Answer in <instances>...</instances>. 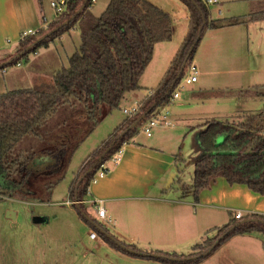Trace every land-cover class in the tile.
I'll use <instances>...</instances> for the list:
<instances>
[{
	"label": "trees",
	"instance_id": "obj_1",
	"mask_svg": "<svg viewBox=\"0 0 264 264\" xmlns=\"http://www.w3.org/2000/svg\"><path fill=\"white\" fill-rule=\"evenodd\" d=\"M179 1L190 11V32L165 77L156 90H151L152 93L139 103L138 112L128 116L109 139L84 162L69 188V193L72 202H79L78 205H73L79 218L89 224L106 244L117 251L166 264H199L235 236L254 233L264 235V216L249 214L241 220L230 217L227 225L215 229L217 234L214 237L208 236L203 243L195 245L188 256L156 251L154 253L159 257H142L129 251L142 253L136 246L124 245L126 249L122 248L109 237L101 225L97 226L95 220L86 217L84 203L100 167L138 134V127L144 120L133 129L130 127L156 104L159 108L169 103L174 91L173 86H177L183 77L182 75L177 80L181 68L185 62L187 65L193 63L201 42L192 52L191 49L204 22L206 24L202 37L207 28L216 30L264 20V5L245 17L209 21V9L202 0H194L196 4L192 0ZM83 4L84 0H70L67 11L49 26L47 32L39 29L35 35L22 40L23 50L20 51L22 54L12 59L8 65L27 63L30 55L39 49L48 48L51 42L65 33L74 28L80 31L79 49L70 57L69 67L59 70L52 83L0 93V194L10 198L20 196L43 203L38 195L37 184L56 177L58 179L55 184L60 183L64 179L73 148L67 146L63 150H58V147L51 148L44 142L43 147L48 149L42 152L40 148V151L38 149L27 151L21 147L23 140L28 137H39L49 121L64 107L74 106L73 102L79 101L84 104L92 115L105 107L106 115L95 119L96 124H99L107 115L119 109L127 93L141 88L140 80L153 60L155 46L170 42L173 38L170 14L148 0H110L99 17H94L89 12L93 3L92 0H88L84 11L77 18L23 53L46 33L73 17ZM3 69L5 68H0ZM261 89L263 92H257V96L264 98V86L258 88ZM212 95L214 93L208 92L206 97ZM199 145L201 154L196 160L193 184L190 187L195 202L199 201L201 192L209 189L212 182L219 178L225 179L231 186L243 185L252 192L264 196V110L247 115L241 122L219 120L208 122L199 132ZM111 147L103 161L86 175L101 155ZM53 187L52 185L48 188L49 192H52ZM187 190L185 187L184 191ZM239 222L244 223L229 232V229ZM225 234L221 244L209 256L191 259L208 251Z\"/></svg>",
	"mask_w": 264,
	"mask_h": 264
},
{
	"label": "rangeland",
	"instance_id": "obj_2",
	"mask_svg": "<svg viewBox=\"0 0 264 264\" xmlns=\"http://www.w3.org/2000/svg\"><path fill=\"white\" fill-rule=\"evenodd\" d=\"M51 1L58 0H44V8L49 19L56 16L54 9L50 6ZM107 1L109 0H95L92 12L96 17L105 11ZM150 2L170 14L173 19L175 42H177L179 28L181 26L184 28L187 25L184 11L188 12V8L184 9V5L179 0H150ZM206 6L208 8L209 5ZM254 6L255 4L250 2L237 3L230 12L225 11L224 17L228 19L244 17L253 12ZM212 9L217 11L219 7H212ZM222 11L224 12V9ZM59 17L61 18V16ZM59 17L56 16L54 21L59 20ZM50 25L44 27L43 31L47 32ZM250 26L252 29L249 33L250 39H248V29H242L244 31L240 36V39L243 40L241 46L230 45L227 43L230 39L229 35L224 36L217 52L214 49L219 40L218 35L227 33L211 31L208 28L204 31V37H202L193 59V63L199 69V82L192 86L178 88L181 97L177 103L180 101L186 103L188 117L196 116L199 113L208 115L206 117H212L215 110L230 112L234 105L235 108L240 105L251 112L264 110V98L250 96V91H253V95H255V89L264 86V71L247 70L244 73L235 71L247 64L251 68L264 67V20ZM80 44V31L78 28H74L70 35L66 34L61 42L57 41L55 44L60 52L59 57L58 53L54 51V57L56 60L57 57L59 59L56 61V65H42L41 61H37L32 65L29 73L27 72L28 67L25 66L22 69L14 67L15 65L8 66V73L0 70V93L52 83L53 77L59 70L69 67V59L79 49ZM257 46L262 47L261 55L257 52ZM20 48V51L23 50V44ZM240 49L245 50L246 53L243 51L244 56L240 52L236 53ZM12 52L15 53V50ZM256 62L258 63L257 67ZM161 63L162 59L157 54L144 76L148 85H153L154 70ZM191 64L187 65L183 73V80L188 76L187 68ZM193 90L198 92L202 90V98L207 102L197 101L199 98L194 100L193 98L197 97L193 96ZM207 92L214 93V95L206 97ZM258 92H263V90H258ZM220 93L224 94L218 95ZM73 103L74 106H66L61 109L59 114L42 129L39 137H28L21 143L22 149L27 151L42 149L40 151L42 152L44 149H48L43 147L44 142L48 143L51 148L58 147V150H63L67 146L73 149L64 179L60 183L55 184L58 179L56 177L37 184L38 195L44 201L43 203L20 196L10 198L0 194V264H166L157 260H146L124 254L106 244L101 237L91 240L90 234L93 232V228L81 220L74 206L70 205L72 199L69 188L84 162L91 156L93 143L97 139H107L126 119V114L122 112L123 107L128 106L131 109L135 106L126 103L121 107V102L119 109L114 110L99 124H96V118L99 119L101 115H106L105 107L99 113L92 115V112L84 104L79 101ZM172 103L175 102L172 101ZM173 106H167V108L172 111ZM214 106L216 107L214 108ZM94 116L95 118H93ZM187 123L189 122H186L185 125ZM138 133L135 137L141 143L151 142V139H148L140 131V127H138ZM198 149L200 150L199 134L196 137L194 133L187 132L182 137L180 151L186 162L179 174V178L185 183L192 184ZM37 161L40 162L41 159H37ZM178 184L177 179L174 186L167 190V195L171 198L178 194ZM52 185L54 186L52 192H49L48 188ZM182 195L181 191L180 199ZM85 210L87 216L101 225L113 238L126 245L136 246L144 255H152L159 250L169 254L188 256L192 253V248L195 245L203 243L208 236L214 237L217 234V230H214L210 235L207 234V237L205 236L206 232L197 234L196 231L194 234L185 232L183 235H178L160 232V234L153 235L144 229V225L137 226L128 223L126 228L131 232L128 231L126 236H120L115 232L113 225L106 224L96 218V213L90 205L85 204ZM188 210L190 211V209ZM142 213L145 216V213ZM235 214V212L217 209L213 227L222 228L227 225L230 217L235 218ZM36 217L48 218L50 222L36 224L34 223ZM131 238L135 239V242H131ZM140 239H142L141 242ZM199 264H264V235L256 233L252 236H235Z\"/></svg>",
	"mask_w": 264,
	"mask_h": 264
},
{
	"label": "crops",
	"instance_id": "obj_3",
	"mask_svg": "<svg viewBox=\"0 0 264 264\" xmlns=\"http://www.w3.org/2000/svg\"><path fill=\"white\" fill-rule=\"evenodd\" d=\"M109 1H107L108 3L106 8ZM148 1L150 2V0ZM218 2V4L208 6L210 20L228 19L224 17L225 11L230 12L232 7L237 3L250 2L255 4L252 9L253 12L261 9L264 5V0H218ZM181 4L184 5L183 3ZM93 5L89 9V12L96 17L92 12L94 9ZM183 7L186 9L185 5ZM212 7H219V9L215 11ZM222 9H224V12ZM184 12L186 13L187 25H185L184 28L183 26L179 28L177 42H175L176 36L173 26L172 40L170 42L159 43L155 46L153 60L140 80L141 88L137 91L127 93L122 101L121 107L126 103L137 105L144 101L148 96V92L156 90L165 77L181 45L190 32L191 14L189 9L188 12H186V10ZM249 14H251V12L245 16H248ZM49 18L47 17V13L44 8V0H0V64H4L20 55L19 51L22 44L21 34L23 32L29 30L38 31L39 29H43L54 22L56 16L52 19ZM255 23L258 22L248 23L246 25L242 24L230 26L216 30L209 29L211 31L227 33L218 35L219 40L216 43L214 49L215 52L219 49L222 37L227 35H229L230 38L227 43L232 46H241L243 44V40L240 39V36L243 34L242 31H244L242 29H248V39H250V25ZM245 26L247 28H243ZM66 34L70 35L71 31L51 42L48 48H42L35 54L30 55L27 63L20 62V66L15 65L14 67L21 69L24 66L28 67V72L32 65H34L37 61H41L40 63H42V65H56V61L59 59L57 57L56 60V57H54V51L58 53L59 57L60 52L57 50L55 44L57 41L61 42ZM14 50L15 53L12 52ZM240 50H237L236 53L240 52L241 55L244 56L243 51L245 52V50ZM261 50L262 47L257 46V52L259 55L262 54ZM157 54L161 57L162 63L154 70L153 85H148L146 80H144V76L154 62V59L157 57ZM240 62H243V60H240ZM257 65L258 63L256 62V67ZM7 68L8 67H5L2 72L8 73ZM247 70L262 72L264 71V67L251 68L247 64L235 71L237 73H244ZM144 89H147V91H144ZM255 90V95H253V91L249 90L251 92L250 96L260 98L257 96L258 89ZM192 94L197 97L193 98L194 100L199 98L197 101L202 103L207 102L202 98V90H200V92L193 90ZM179 100L180 98L170 100L166 105H174L172 111H170L172 112L171 120L173 123L171 127L155 129L152 137L146 136L148 139H151V142L146 144L141 143L136 137H133L131 139V144L126 147L122 161L116 166H110V172L105 177L94 181L89 188L85 204L92 207L94 202L103 201L104 208L112 216L113 220L115 218V224L113 226L115 228V232L120 236H124L129 233L128 231L130 230L126 227L128 226V223H130L137 226L144 225V229L153 235L160 234V232H163L164 234L173 233L178 235H183L185 232L187 234H194L196 231L197 234L206 232L205 236L207 237V234L210 231L219 228L216 226L213 227V220L216 217L215 211H217V209L225 212H241L243 214V218L249 214H259L264 216V196H260L252 192L246 186H231L225 179L219 178L212 182L209 189L201 192L199 201L195 202L193 193L190 190V187L193 184V178L192 184L185 183L179 178L180 169H182V166L186 162L180 152L181 140L187 132H191L192 134L194 133L197 137L203 126L210 121L219 120L241 122L247 115L255 114L260 111L251 112L247 111V109H244V107L240 105L235 108L234 105L233 109H230V112L215 110L216 113L214 112L212 117H206L208 115H203L202 113H199L196 116L192 115L191 117H188L189 115L186 113L187 111L185 108L186 103H182L181 101L177 103ZM172 101L175 103H172ZM192 103L195 104L194 101H192ZM215 107L216 106H214V108ZM126 108L130 109L128 106H125L123 107V110ZM127 117L128 116L126 115V119ZM186 122H189L190 124L187 123V125H185ZM122 123H120V125ZM111 135L112 134H110L107 139L95 140V143H93L94 147L90 154L96 151L105 141L109 139ZM196 152L197 156L201 154L199 149ZM180 160L183 161L180 162ZM177 179L179 182L178 194L171 198L167 195V190L174 186ZM185 187L188 189L186 192L184 191ZM181 191L183 192V195L180 199L179 193ZM188 209H190V211ZM142 212L145 213V216ZM97 226H99V224H97ZM108 235L113 238L111 234L108 233ZM252 235L253 234H247L244 236ZM116 241L122 245H126L119 240ZM130 241L135 242V239L131 238ZM141 241L142 239H140V242ZM152 243L154 244V242Z\"/></svg>",
	"mask_w": 264,
	"mask_h": 264
},
{
	"label": "built area",
	"instance_id": "obj_4",
	"mask_svg": "<svg viewBox=\"0 0 264 264\" xmlns=\"http://www.w3.org/2000/svg\"><path fill=\"white\" fill-rule=\"evenodd\" d=\"M70 0H58L51 2V7L54 9L56 16H62L68 8ZM206 5H213L218 4V0H202ZM95 0H92V3H94ZM37 31L29 30L26 32H23L21 34V40H23L27 36L35 35ZM20 66V63L18 64ZM188 76L185 79H181L180 83L175 87L171 99L170 100H176L181 97L180 91L178 90L179 87H186L188 85H192L198 82L199 77V70L195 64H191L187 68ZM183 80V81H182ZM152 92L149 91L148 94H151ZM139 110V104L135 105L131 109H124L123 112L127 116L134 115ZM173 125L171 120V112L167 108V106H163L162 108L159 107L154 110V112L149 115L148 118H146L143 122V124L140 126V131L147 137H152L153 132L157 128H168ZM131 144V140L126 142L121 148H119L110 158L107 160L98 170L94 177V181L105 177L110 172V166H116L118 165L123 158V155L125 153L126 147ZM85 203V202H84ZM103 201H96L92 205L94 208V211L96 213V218L102 220L104 223L109 225H114L115 222L112 218V216L108 213V211L103 206ZM79 204V202H70V205ZM235 218L237 220L243 219V214L241 212H236ZM98 235L96 232H91L90 239L91 240H97Z\"/></svg>",
	"mask_w": 264,
	"mask_h": 264
},
{
	"label": "water",
	"instance_id": "obj_5",
	"mask_svg": "<svg viewBox=\"0 0 264 264\" xmlns=\"http://www.w3.org/2000/svg\"><path fill=\"white\" fill-rule=\"evenodd\" d=\"M88 0H84V4L81 6V8L79 9V11L73 16L71 17L69 20H67L66 22H64L63 24H61L60 26H58L57 28L53 29L52 31L46 33L43 37H41L40 39H38L34 44H32L31 46H29L26 50H24L23 53H25L26 51L30 50L31 48H33L34 46H36L38 43H40L41 41L45 40L46 38H49L52 34L58 32L59 30H61L63 27H65L66 25H68L71 21H73L75 18L78 17V15H80L84 9H85V5L87 3ZM194 2V0H192ZM194 4H196L194 2ZM206 22H204L203 26L200 28L199 32H198V37H197V40H196V43L194 44V46L192 47L191 49V52L194 50V47L201 42L202 40V32H203V28L205 26ZM190 52V54H191ZM22 54V53H21ZM20 54V55H21ZM19 55V56H20ZM18 56V57H19ZM17 58V57H16ZM12 60L4 63V64H0V68H5V67H8L9 63L11 62ZM187 67V62L184 63L183 67L181 68V71L179 73V75L177 76V80L179 78H181V76L183 75L185 69ZM175 85L173 86L172 90L175 89ZM157 106L158 104H156L155 106H153L150 110H148L147 112L143 113L140 118L130 127V129H133L134 127H136L142 120H145L149 115H151L155 109H157ZM112 147L109 148L108 150H106L102 155L101 157L98 159V162L95 164V166H93L91 169L88 170V172L86 173V175H88L100 162L103 161V159L105 158V156L111 151ZM85 175V176H86ZM84 176V177H85ZM84 177L82 179H84ZM81 179V180H82ZM78 205V204H77ZM79 208V206H78ZM86 215V214H85ZM86 217H88L86 215ZM89 218V217H88ZM50 220L48 218H44V217H36L34 218V223L36 224H42V223H49ZM244 222H239L236 226L232 227L229 229V232L232 231L235 227L239 226L240 224H243ZM228 233V232H227ZM226 233V234H227ZM223 235L221 236L215 243L214 245L208 250L206 251L205 253L199 255V256H196L194 258H191V259H198V258H203V257H206V256H209L211 254V252L213 250H215L222 242V240L224 239V237L226 236ZM113 239V238H112ZM118 245H120L122 248L126 249V247L124 245H122L121 243L117 242L115 239H113ZM131 253H135V254H139L141 255L142 257H159V255H156V254H152V255H144V254H141L139 252H135V251H132V250H129Z\"/></svg>",
	"mask_w": 264,
	"mask_h": 264
}]
</instances>
